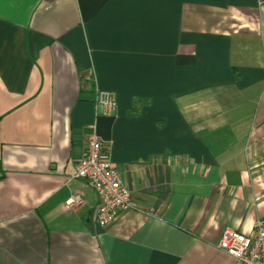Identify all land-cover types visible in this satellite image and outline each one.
Returning a JSON list of instances; mask_svg holds the SVG:
<instances>
[{"label":"crops","instance_id":"1","mask_svg":"<svg viewBox=\"0 0 264 264\" xmlns=\"http://www.w3.org/2000/svg\"><path fill=\"white\" fill-rule=\"evenodd\" d=\"M93 132L140 209L106 227ZM263 216L264 0H0V264H233Z\"/></svg>","mask_w":264,"mask_h":264},{"label":"built area","instance_id":"2","mask_svg":"<svg viewBox=\"0 0 264 264\" xmlns=\"http://www.w3.org/2000/svg\"><path fill=\"white\" fill-rule=\"evenodd\" d=\"M96 104L105 115H114L117 111L116 97L111 91H99ZM74 178L83 179L96 189L101 200L96 211L100 226L112 224L121 211H140L119 169L106 158L104 142L96 132L87 139V152L79 162ZM80 200L79 195L72 196L66 201V208L80 203ZM218 248L234 259L233 264H264V216L256 221L251 235L226 229Z\"/></svg>","mask_w":264,"mask_h":264}]
</instances>
